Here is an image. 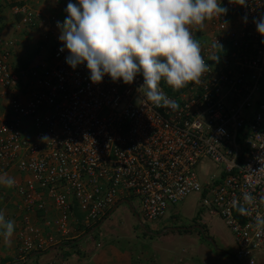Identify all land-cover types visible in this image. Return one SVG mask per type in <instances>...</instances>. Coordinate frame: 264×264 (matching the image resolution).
<instances>
[{"label":"built area","instance_id":"1","mask_svg":"<svg viewBox=\"0 0 264 264\" xmlns=\"http://www.w3.org/2000/svg\"><path fill=\"white\" fill-rule=\"evenodd\" d=\"M222 6L226 15L203 29L191 26L208 65L201 82L173 90L160 81L174 110L147 102L139 75L131 85L107 76L93 84L85 66L67 65L61 42L47 57L16 66L14 42L0 36V173L15 180L25 248H42L34 245L40 227L29 221L38 211L53 208L55 231L66 233L75 210L96 225L126 199L152 226L195 194L233 236L234 259L224 264H264V44L253 24L264 0L244 7L222 0ZM12 11L42 39L62 22L25 4ZM207 162L219 172L202 171ZM245 192L257 197L244 205L250 215L237 211ZM179 256L164 264H222ZM150 259L135 264H156Z\"/></svg>","mask_w":264,"mask_h":264},{"label":"clouds","instance_id":"2","mask_svg":"<svg viewBox=\"0 0 264 264\" xmlns=\"http://www.w3.org/2000/svg\"><path fill=\"white\" fill-rule=\"evenodd\" d=\"M229 3L244 7L248 0ZM227 11L222 0H68L65 18L57 21L56 27L63 46L60 51L67 52L65 62L73 70L85 66L93 84L101 83L107 76L113 83L131 85L138 75L142 76L139 90H143L146 101L156 108L174 110L178 105L164 94L160 81L163 79L173 90L201 82L208 65L191 26L203 29L206 21L222 17ZM242 22L247 23V16ZM253 24L264 44V14L253 19ZM14 184L12 177L0 173V185ZM259 199L264 203V197ZM256 200L257 197L245 192L237 211L250 215V209L244 205H253ZM145 227L150 230L148 225ZM13 232L14 222L0 211V235L5 242L10 241ZM200 235L204 239L210 237L203 234V228ZM79 237L77 241L85 236ZM216 252L225 259L231 257L223 250Z\"/></svg>","mask_w":264,"mask_h":264},{"label":"rangeland","instance_id":"3","mask_svg":"<svg viewBox=\"0 0 264 264\" xmlns=\"http://www.w3.org/2000/svg\"><path fill=\"white\" fill-rule=\"evenodd\" d=\"M203 169L204 171H207V173L216 174L219 172V167L211 162H207L206 167H203L202 171ZM204 177H206V174L202 175V178ZM10 196V189H8L7 186L0 185V211L4 213L6 219L10 218L12 221H15V219L20 220L18 216L15 217L14 215L9 214L11 213L9 210L12 205V202L9 201ZM200 204L201 201L197 195H189L175 206L170 207L167 212V217L162 218L159 221H155L154 225L152 224V226L149 224L146 225H148L151 231L158 233L165 226L182 225L184 227H189V225L199 224L203 228V234L205 236H210L214 240L216 249L219 248L220 250H223L229 254H234L236 246L230 230L218 215H210L208 213V209L205 207H200ZM121 211L129 213V216L127 221H124L122 217H119L116 220V222L122 226V230H119L122 232V234H119L118 236L123 238V242L121 239H119L117 243H126V247L129 246L130 248L135 249V251H138L137 253H139L141 257H144V259L154 258L156 264H162L167 259L175 260L180 257L179 255H184L185 259L191 258L194 262L203 263L204 260H208L209 262L216 261L217 263L220 262L222 264L226 262L224 255L217 253L216 249L210 245V243L207 242L196 230L190 229L189 232H168L165 235L151 236L145 233L138 226L134 215L130 213V210L126 204H121L117 207L116 213ZM43 215L45 216V220H42V222L40 221L41 219L36 218V216L38 217L36 212L29 218L30 223L40 227L39 235L36 238L34 245L37 243L41 244V250L57 247L55 244H57L59 241L61 242L62 240H66L68 237H74L76 235L79 236L82 232L86 233L87 228L94 225L92 222H86L85 219L80 215V212L75 210L74 215L68 219L67 232L61 233L56 232L53 225V221L57 215V212H55L52 208L51 210L48 209L46 212H44ZM118 215H121V213ZM112 216L113 213L109 217ZM22 219L20 221V225L22 224ZM47 221L50 223L48 226L46 224ZM102 225L103 223H101L99 227L87 235H94L96 233L97 236H93L92 238L94 240H98L101 233L104 231V225ZM125 227L128 229L129 237H127L125 233ZM21 228L22 227L18 228L17 234H13L10 237L9 242H5L4 237L0 235V247L4 246L2 249L7 253L9 252L11 255L6 256L5 251L1 255L0 252V264H34L33 260L28 261L34 257L29 254L32 249L25 248L20 239L19 232ZM169 233H172L173 236H166L169 235ZM105 236L106 235H104V238ZM10 245L11 249H9ZM46 246L48 247L46 248ZM92 248H94V241L91 242V249ZM182 249H185L186 253H183ZM12 251L13 253H11ZM141 253L144 254L141 255ZM153 254H155L158 258ZM140 256L138 258H140ZM138 258L136 259V257L133 256L132 262L134 263L136 260H138Z\"/></svg>","mask_w":264,"mask_h":264},{"label":"crops","instance_id":"4","mask_svg":"<svg viewBox=\"0 0 264 264\" xmlns=\"http://www.w3.org/2000/svg\"><path fill=\"white\" fill-rule=\"evenodd\" d=\"M17 1H22L23 4L38 9L42 14L48 15L49 13L53 12L56 13L60 19H64L66 15L64 12L66 5L65 3H67L68 0H0V36L3 40H12L14 42V46L11 48V61L16 66H22L21 64L18 65V63L15 62L25 59L32 61L36 58H45L50 54L52 45L55 42L60 41L58 40L59 30L54 33L53 37L42 39L39 37L35 28H29L21 24L19 21L20 15L14 14L12 11L13 5H11V3ZM7 175L9 176L10 173H7ZM8 189H10L11 193L9 201L12 202L9 210L11 213L9 214L14 215L15 217L18 216L20 218V220L15 218V221L13 220V234H17L18 228L22 225H20V221L24 213L15 206L17 197L13 194L11 187H8ZM116 210L117 208L112 212V217H109L111 216V213L102 222L104 225H102L104 231L101 233L98 240H94L92 238L93 236H97L96 233L94 235H87L84 238L71 243V245H60L59 247L48 248L44 252H35L37 254H35L34 257L28 261L33 260L34 264H135V262H137L140 258L142 259L144 257H141L140 254L137 253L138 251H135V249H132L129 246L126 247V243H117L119 239H121L123 242V238L118 236L119 234H122V232L119 231L122 230V226L119 225L116 220L119 217H122L124 221H127L129 213L125 211L116 213ZM43 213V211H38V217L36 216L37 219H41V222L42 220H45ZM119 213H121V215H118ZM125 233L127 237H129L128 229L126 227ZM104 235H106L105 238ZM77 236L78 235L74 237ZM166 236L172 237L173 234L169 233V235ZM74 237H68V239ZM92 241H94V248L91 249ZM58 243H60V241ZM3 247H0L1 255L5 251L2 249ZM47 247L48 246H46V248ZM9 249H11V245ZM11 253H13V251ZM142 254L144 253H141V255ZM8 255L11 256L9 252H6V256ZM133 256L136 257V259L139 256L140 258H138V260L133 263ZM169 260L170 259H167L164 263L169 262Z\"/></svg>","mask_w":264,"mask_h":264},{"label":"water","instance_id":"5","mask_svg":"<svg viewBox=\"0 0 264 264\" xmlns=\"http://www.w3.org/2000/svg\"><path fill=\"white\" fill-rule=\"evenodd\" d=\"M122 203H125L127 204L129 207H130V211L131 213H133L137 223H138V226L145 232L147 233L148 235H163L164 233L168 232V231H175V230H184V229H197L200 233H202V227L201 225H192V226H189V227H179V226H168V227H164L159 233H154L150 230H148L146 227H145V224L141 221V219L139 218L138 214L134 212L133 208H131L129 202L126 200V199H123V200H120L119 202H117L109 211V213H111L112 211H114L120 204ZM104 219V218H103ZM102 219V220H103ZM101 221L99 223H97L95 226L91 227L86 233H83L79 238H82L84 237L85 235H87L88 233H90L91 231H93L96 227H98L100 225ZM206 241L210 242L213 246L215 245V242L214 240L211 238V237H205ZM61 245V243H57L55 246L59 247ZM216 251H220V249H216ZM38 253V252H37ZM37 253H34V254H30L32 256H34L35 254ZM228 256H231V258L234 259V257L232 255H230L228 253Z\"/></svg>","mask_w":264,"mask_h":264},{"label":"trees","instance_id":"6","mask_svg":"<svg viewBox=\"0 0 264 264\" xmlns=\"http://www.w3.org/2000/svg\"><path fill=\"white\" fill-rule=\"evenodd\" d=\"M23 4V2L22 1H17V2H12L11 3V5H13L12 6V8L14 7V6H20V5H22ZM60 19V18H59ZM61 21H63L64 19H60ZM56 43V42H55ZM54 43V44H55ZM54 44L52 45V47H51V49L53 48V46H54ZM30 61L29 60H19L18 62H15V63H18V65L19 64H21L22 66H25V65H27L28 63H29ZM92 226H94V225H92ZM92 226H90V227H92ZM190 226V225H189ZM90 227H88L87 228V231L89 230V228ZM194 230H196V229H194ZM198 233H199V231L198 230H196ZM173 232H177V233H183V232H189V230L188 229H184V230H181V229H179V230H176V231H173ZM85 233V232H84ZM83 234V232L79 235V236H81ZM200 234V233H199ZM78 236V237H79ZM78 237H76V238H73V239H67V240H63V241H61V245H71V243H74V242H76L77 241V239H78ZM46 249H44V250H39V251H31L29 254H31V253H35V252H43V251H45ZM198 263H200V262H198Z\"/></svg>","mask_w":264,"mask_h":264},{"label":"flooded vegetation","instance_id":"7","mask_svg":"<svg viewBox=\"0 0 264 264\" xmlns=\"http://www.w3.org/2000/svg\"><path fill=\"white\" fill-rule=\"evenodd\" d=\"M129 210H130V208H129ZM131 212V211H130ZM157 233V232H156ZM210 243V242H209ZM210 245H212L211 243H210ZM213 246V245H212ZM214 248H215V245L213 246ZM216 249V248H215ZM217 249H219V248H217Z\"/></svg>","mask_w":264,"mask_h":264}]
</instances>
